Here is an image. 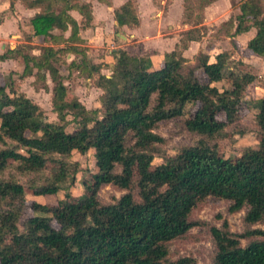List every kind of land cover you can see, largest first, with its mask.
<instances>
[{"label":"trees","instance_id":"16d2710c","mask_svg":"<svg viewBox=\"0 0 264 264\" xmlns=\"http://www.w3.org/2000/svg\"><path fill=\"white\" fill-rule=\"evenodd\" d=\"M214 1L201 0L199 10ZM21 2L39 10L27 20L30 35L50 45L40 48L38 56L24 51L26 44L19 45L1 55L0 61L12 57L23 67L19 78L35 76L43 89L49 74L57 121L48 122L39 106L16 90L13 79L0 85V264H199L193 257L171 260L168 245L200 225L189 217L208 198L229 201V214L247 208L243 233L231 232L227 220L220 228H210L215 245L211 264H264V241L252 240L263 237L264 231L250 229L264 224V98L255 105L258 145L234 158H224L215 144L205 140L166 156L159 148L165 140L155 133L159 123L186 117L188 132L214 139L225 128L236 126L240 100L255 80L253 74L233 70L227 51L214 56L200 53L194 67L187 65L182 51L203 37V16L190 24L191 9L184 5L183 23L191 28L181 33L180 46L164 55L160 68L154 69L148 56L115 49L110 52L107 76L101 74L102 64H94L81 46L79 30L92 20L88 3ZM235 10L220 33L233 41L247 37L242 52L264 59V4L238 0ZM71 11L81 15V26ZM114 21L118 26L138 25L132 2L114 12ZM64 55L77 59L69 70L94 80L101 90L100 107L86 110L71 101L65 78L58 73ZM222 81L228 87H215ZM72 110L74 128L67 131ZM73 153H91L94 162L78 198L69 192L80 171V165L69 160ZM156 157L161 160L157 165ZM48 165L55 169L41 186L25 189L14 178L2 179L9 168L42 176ZM66 183L64 198L54 206L26 203L28 192L54 196ZM107 185L123 195L102 204L98 194ZM27 206L33 216L24 220L20 230ZM242 240H248L247 245Z\"/></svg>","mask_w":264,"mask_h":264},{"label":"rangeland","instance_id":"374dc122","mask_svg":"<svg viewBox=\"0 0 264 264\" xmlns=\"http://www.w3.org/2000/svg\"><path fill=\"white\" fill-rule=\"evenodd\" d=\"M10 1L13 2V0ZM200 1L201 0H179L180 4H182V10L184 5L189 6L191 9L188 12V15L190 16V24L197 21L198 16L202 15L204 19L202 25L206 27L202 31L204 34L202 35L203 37L198 42H194L192 47L191 44H189L188 50L184 52L185 55L183 56H186L185 59L187 60V65L194 67L196 64V59L200 53L206 52L211 56H214L220 52L227 51L231 54L232 65L230 66L233 67V70H235L237 73L253 74L255 80L246 88V91L240 100L236 126H229L225 128L224 132L216 136L214 139L210 140L203 136H197L188 132L184 126L186 117L175 118L159 123L155 133L165 140V143L160 145L159 148L163 153L166 154V156H172L180 148L193 146L199 140H205L210 142L211 145L215 144L217 146L218 153L224 158H234L241 154L243 150L248 148H256L258 145V129L255 124V114L257 113V109L255 108V105L260 99L264 98V59L255 55H247L242 52L240 47L245 45L247 37L241 39V42L238 39L233 41L232 39L223 36L222 33H220V26L225 21H227L228 18L235 14V8L238 5V0H215L206 8L202 9V11L199 10ZM261 1L264 4V0ZM168 2H170V0L166 2V6ZM12 9H10L11 12H13ZM166 11L167 8H165V12ZM182 16L183 18H180V20L178 19V24H176V26L180 25V30H186L191 25L187 24V26L184 27V12ZM1 18H4L3 14H0V19ZM25 25L26 22L23 19L19 21L20 27ZM8 28H11V26H8ZM164 32L167 34L169 30L164 29ZM18 34L20 35L18 32L11 33L8 40L5 42L6 50L12 47L15 49L19 45L26 44V50L24 51H29L33 55L37 56L40 54V48L44 47L46 44H50L42 41L40 38L33 37L30 35V33L21 34L20 39L17 37ZM251 36L252 35H248V38ZM108 37L109 36H105L103 46L101 47L97 44H92L90 46L89 44H86V47L83 46L85 53L92 62L103 58L105 60V64H107L108 61H106V58H109V50L112 48L107 46V41H110L108 40ZM113 44L118 45L119 42L115 41ZM178 46H180V43L177 45V47ZM129 53L137 55L136 53H133V51H129ZM72 60H77L74 55H64L60 57V62L58 64V73L63 76V78H65L64 84L68 88L71 101H75L86 110L100 107L99 98L101 93H99L98 89L94 86V80H87L78 75L75 70H69L68 64ZM12 68L15 69L16 67L13 66ZM102 73L108 76L110 75L108 66L103 69ZM19 75L20 74L17 72H10L7 70L0 73V80L6 79L7 81L8 78L13 79L16 90H18L20 93H24V95L35 105L39 106L48 122H56L57 118L55 113L52 111L51 105L52 93L50 88L53 87V83L49 74L46 73L45 81L47 86H49V89H45V91L42 88V83L38 81L36 77H33V81L29 79L22 81L19 78ZM225 86L228 87L226 81H222L221 83L215 85V87L218 89H221ZM187 110H190L191 113H193V108L191 106H188ZM74 112L76 111L72 110L68 113L67 120L69 121V125L66 128L67 131H71L74 128V125L71 122L72 116L70 115ZM2 148L3 147L0 145V150ZM69 160L70 162H77L80 165V171L75 176V184L69 188L71 196L73 198H78L83 193L82 182L90 173L94 171V162L91 153L86 155L73 153ZM160 162L161 160L156 157L153 161V164L157 165ZM54 169V165H48L47 169L43 171L42 176H40L36 174L22 175L15 168H9L4 172L2 179L14 178L18 180V182L22 184L25 189H27L29 185L41 186L46 184V179H48L49 175L54 172ZM67 185L68 183L63 186V190L54 196L38 197L32 196L28 192L25 197L26 203L29 205L31 202H37L48 207L54 206L60 199L64 198ZM121 195H123V192H120L110 185H107L102 186L100 189L98 199L102 204H109L117 200ZM229 206V201L208 198L205 202L193 210L189 217V221L197 222L200 225L191 228L184 236L168 245L169 258L171 260H177L182 257H193L199 264H211L215 255V245L210 234L211 227L220 228L222 221L227 220L231 232L240 234L246 230L244 216L247 208H244L237 213L229 214L227 212ZM29 216H33V213L27 206V210L21 215L19 221L20 230L23 227L22 225L24 220ZM53 225L55 227L54 223ZM250 229L264 231V224H255L250 226ZM252 240L264 241V236L256 237ZM247 243L248 240L241 241L243 246L247 245Z\"/></svg>","mask_w":264,"mask_h":264},{"label":"crops","instance_id":"0c3cea01","mask_svg":"<svg viewBox=\"0 0 264 264\" xmlns=\"http://www.w3.org/2000/svg\"><path fill=\"white\" fill-rule=\"evenodd\" d=\"M84 1L91 6L92 20L89 27L80 28L79 30V37L84 42L81 46L86 47V44H89V46L97 44L101 47L103 46L105 36H109L108 40L110 41H107V46L112 47L109 50V58H106V61H108L107 64H105V60L103 58L93 62L94 64H102L103 67L101 69V74H103L102 71L106 68V66H108L109 70L112 67L110 52L115 49H123L126 50L127 53H129V51H133V53L137 54L134 56H148L152 60L154 69L160 68L163 63L164 55L176 48V46L180 43L181 33L185 31V29L180 30V25L176 26V24H178V19L180 20V18H183L182 15L184 12V8L182 10V4H180L179 0H170L167 6L166 2L168 0ZM128 1L133 4L135 14L138 19V25L134 27H128L126 25L118 26L114 21V12L119 10V8ZM165 8H167L166 12ZM12 10L13 12L10 11V0H0V14L4 15V18L0 19V56L9 50H13V47L6 50L5 45V42L8 40L11 33L18 32L20 35L23 33L28 34L29 27L27 26V20L39 12L38 9H28L24 7L21 0H13ZM70 15L77 21L78 25L81 26V15L76 11H71ZM22 19L26 22V27L19 26V21ZM8 26H11V28H8ZM185 26L187 25L184 24V27ZM190 28L191 26H189L188 29ZM115 29H117V32H115ZM164 29L169 30V32L166 34ZM20 35L18 34L17 36L19 39L21 38ZM69 35V32L64 33L65 38H68ZM241 39L242 38H238L240 42ZM115 41L119 42V44H113ZM194 42L195 41L188 43V47L183 51V55H185L184 52L188 50L189 44H191L192 47ZM45 46H48V44ZM183 57L185 58L186 56ZM13 66L16 68H12ZM7 70L10 72H17L21 75L23 67L19 62L10 57L9 59L0 61V73ZM77 74L79 75L78 72ZM33 77L35 76L26 77L22 79V81L28 79L33 81ZM5 80L6 79L0 80V85H2ZM46 87L48 90L49 86H47V83ZM52 88H50L51 93ZM98 91L102 94L100 89H98Z\"/></svg>","mask_w":264,"mask_h":264}]
</instances>
